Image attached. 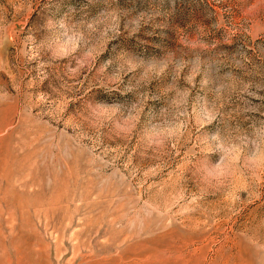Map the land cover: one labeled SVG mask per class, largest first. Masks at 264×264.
<instances>
[{
	"label": "rangeland",
	"instance_id": "374dc122",
	"mask_svg": "<svg viewBox=\"0 0 264 264\" xmlns=\"http://www.w3.org/2000/svg\"><path fill=\"white\" fill-rule=\"evenodd\" d=\"M0 264H264V0H0Z\"/></svg>",
	"mask_w": 264,
	"mask_h": 264
}]
</instances>
